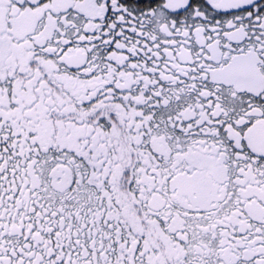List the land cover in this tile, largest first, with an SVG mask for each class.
Listing matches in <instances>:
<instances>
[{
    "label": "snow or ice",
    "instance_id": "1",
    "mask_svg": "<svg viewBox=\"0 0 264 264\" xmlns=\"http://www.w3.org/2000/svg\"><path fill=\"white\" fill-rule=\"evenodd\" d=\"M0 264H264V0H0Z\"/></svg>",
    "mask_w": 264,
    "mask_h": 264
}]
</instances>
